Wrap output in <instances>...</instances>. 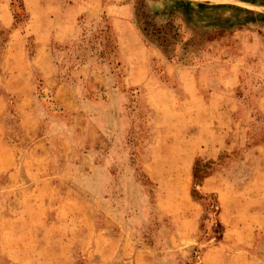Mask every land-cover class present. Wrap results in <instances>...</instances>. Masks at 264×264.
Wrapping results in <instances>:
<instances>
[{
    "label": "rangeland",
    "instance_id": "1",
    "mask_svg": "<svg viewBox=\"0 0 264 264\" xmlns=\"http://www.w3.org/2000/svg\"><path fill=\"white\" fill-rule=\"evenodd\" d=\"M0 264H264V0H0Z\"/></svg>",
    "mask_w": 264,
    "mask_h": 264
},
{
    "label": "trees",
    "instance_id": "2",
    "mask_svg": "<svg viewBox=\"0 0 264 264\" xmlns=\"http://www.w3.org/2000/svg\"><path fill=\"white\" fill-rule=\"evenodd\" d=\"M212 162L201 160H195L191 168V180L193 186H198L205 178H207L211 173ZM191 197L200 199L196 191H191ZM211 204V203H209Z\"/></svg>",
    "mask_w": 264,
    "mask_h": 264
},
{
    "label": "crops",
    "instance_id": "3",
    "mask_svg": "<svg viewBox=\"0 0 264 264\" xmlns=\"http://www.w3.org/2000/svg\"><path fill=\"white\" fill-rule=\"evenodd\" d=\"M70 18V17H69ZM69 18H68V20H69Z\"/></svg>",
    "mask_w": 264,
    "mask_h": 264
}]
</instances>
